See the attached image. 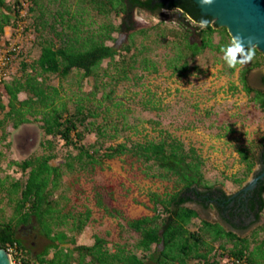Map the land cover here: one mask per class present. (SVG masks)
I'll use <instances>...</instances> for the list:
<instances>
[{"label":"trees","instance_id":"16d2710c","mask_svg":"<svg viewBox=\"0 0 264 264\" xmlns=\"http://www.w3.org/2000/svg\"><path fill=\"white\" fill-rule=\"evenodd\" d=\"M23 1L0 0V41L6 28L18 27ZM77 1L104 20L98 30L84 28L83 12L74 11L71 0H29L27 10L34 15L32 26L39 38L40 53L31 63H20L17 78L0 83V94L8 100L6 105L0 102L3 111L0 130L4 132L7 123L18 129L37 121L41 123L44 136L50 137L42 143L43 154L13 162L24 179L6 185L0 171V195H4L13 210L9 220L0 221V249L7 251L14 247L17 254L12 255V260L15 263L19 260L20 264H222L224 258L229 259L230 264H264V223L250 235L241 236L218 222L200 219L198 211L187 206L196 203L206 207L208 199L202 197L213 190L226 198L222 189L207 181L205 159L196 147L164 131L152 139L107 143L118 133L119 123L125 125L124 115L120 113V119L114 118L108 107L98 112L88 104V96H65L60 85L49 83L50 76L62 81L73 71H79L82 80L92 77L104 60L114 62L118 55L120 60L115 63L116 67L121 64L118 70L134 66L136 55L128 64L112 36L114 32L134 30V10L152 16L162 15L166 10L180 26L181 44L175 56L166 63V68L177 76L185 75L190 61L206 49L222 53L221 47L231 40L227 29L216 28L212 23L205 28L199 27L201 19L212 20L201 15L192 0H167L168 4L158 0ZM51 3L58 7L53 13L48 12ZM48 13L52 22L45 18ZM112 15L121 19L118 26L112 23ZM215 34L220 36L218 43H214ZM193 37L197 41H192ZM108 41L113 45H108ZM142 65L144 70L152 68L157 72L148 58L142 59ZM260 66H264V56L257 50L254 60L241 70L239 81L248 98L264 112V90L252 88L247 81L250 71ZM229 71L233 73L235 68ZM21 93L27 95L23 100L19 98ZM91 94L94 96L95 92ZM67 98L73 103L72 108ZM108 99L109 93L104 92L100 105ZM91 135L96 139L88 142ZM54 140L62 141L63 146L72 150L60 165L51 163L57 158ZM237 155L242 173L231 181L242 184L256 164L264 162V134L249 146L237 149ZM1 158L0 152V163ZM118 158L127 164L138 163L145 167L146 176L167 183L165 190L147 194L150 214L126 218L127 228L138 235L134 249L125 242L98 235L94 236L92 245H78L75 236H69L64 227L70 233H81L91 220L92 211L88 208L77 212L72 208L64 210L55 193L64 175L70 173L75 175L70 187L80 194L81 175H94L103 170L107 162ZM258 184L253 195L257 205H249L256 213L257 222L264 212V181ZM94 193L95 205L110 214L100 190L95 188ZM196 219H200V223L192 228ZM22 228L46 241L38 253L34 254L32 246L27 247L19 237Z\"/></svg>","mask_w":264,"mask_h":264},{"label":"rangeland","instance_id":"374dc122","mask_svg":"<svg viewBox=\"0 0 264 264\" xmlns=\"http://www.w3.org/2000/svg\"><path fill=\"white\" fill-rule=\"evenodd\" d=\"M6 2L11 3L12 0ZM71 3L74 11L83 12L84 28L98 30L104 20L97 17L81 1L71 0ZM56 8L58 7L55 4H48V12L53 13ZM134 11L139 18L133 19L134 30L112 33L117 40L116 47L120 55L126 57L128 64L136 55L137 63L134 66L118 70L117 68L121 67V64L118 67L115 65L120 60L118 55L114 62L110 59L104 60L92 77L82 80L81 73L73 71L62 81L54 75L50 76L49 83L60 85L65 96H88V104L97 108L98 112L108 107L114 118L120 119V113L124 115L125 125L119 123L118 133L107 143L152 139L158 137L160 131L169 132L186 145H192L199 150L205 159L204 174L210 184L228 195L239 192L253 176L250 175L242 184L231 181L232 177H241L243 168L237 149L249 146L264 134V112L248 98L239 81L241 70L250 63L244 67L237 66L235 71L230 73V68L223 60V53L206 49L194 61H190L189 70L185 75H173L166 68V63L175 56L181 44L180 26L172 20L167 11L158 16ZM50 13L45 18L52 22ZM24 15L18 18L17 28L5 29L0 41V51L4 48L3 45L9 42L20 46L21 53L13 61L11 80L20 75L22 61L31 63L40 53L39 38L32 26L34 15L29 14L27 8ZM110 19L115 26L121 22L115 15ZM19 26L22 27L21 31H17ZM219 40L220 36L215 34L214 43ZM192 41H197L196 37H193ZM107 44L113 45V42L108 41ZM143 58L153 62L157 72L152 68L144 70ZM261 73H264V66L249 73L250 86L259 87ZM92 92H95L94 96ZM104 92L109 93L110 99L104 100L100 105L99 100ZM26 97L25 93L19 94L21 100ZM67 99L72 108L73 103L70 98ZM0 102L6 105L7 97L0 94ZM2 118L3 111L0 109V120ZM40 124L31 121L14 129L11 123H7L4 132L0 130V171L6 185L24 179L13 162L45 152L42 143L50 137L44 136ZM95 139V135H91L88 142ZM54 141L57 158L51 163L60 165L66 161L67 154L72 150L63 146L62 141ZM144 168L138 163L127 164L120 158L109 161L104 169L96 174L80 176V194L75 193L69 184L75 175H64L62 185L55 193L60 206H63L64 210L72 208L76 212L86 208L92 211L91 220L81 233H70L64 227L69 236H75L76 244L92 245L94 236L98 235L125 242L130 249H134L138 235L127 228L126 218L150 214L147 194L151 191L162 192L167 185L164 181L146 176L143 173ZM95 188L102 193L103 201L112 214L95 205ZM0 200V221H7L12 216V206L2 194ZM187 206L196 209L200 219L226 225L212 208L203 210L193 203H188ZM200 219L194 220L192 228L199 225ZM263 223L264 212L258 222L245 233L239 234L248 236ZM226 227L229 229V226ZM18 235L27 247L32 246L34 254L38 253L46 242L35 232L24 228L19 230ZM222 264H230V260L224 258Z\"/></svg>","mask_w":264,"mask_h":264},{"label":"water","instance_id":"95a60500","mask_svg":"<svg viewBox=\"0 0 264 264\" xmlns=\"http://www.w3.org/2000/svg\"><path fill=\"white\" fill-rule=\"evenodd\" d=\"M192 1L201 15L214 21L212 24L216 28H226L231 37L239 33L245 37V43L247 38L252 37L258 45L257 50L264 56V0H214L213 4L207 6H202L200 0ZM263 178L264 172L253 178L242 190L246 192L253 189ZM0 264H12L9 253L4 249H0Z\"/></svg>","mask_w":264,"mask_h":264},{"label":"flooded vegetation","instance_id":"af4514ba","mask_svg":"<svg viewBox=\"0 0 264 264\" xmlns=\"http://www.w3.org/2000/svg\"><path fill=\"white\" fill-rule=\"evenodd\" d=\"M157 2H164L168 4L167 0H158ZM261 67L262 66L253 68L250 71V73L253 70L259 69ZM263 77H264V73H261L259 75V87L258 88H254L252 86L251 87L254 89L264 90ZM247 81L249 84V74H248ZM262 172H264V162L260 161L254 167L251 175L253 176V178H256L260 174H262ZM260 181H264V178L259 180L253 189L246 191V192L243 190H240L237 193L228 195L225 191L222 190L224 194L226 195L225 199L222 197L221 192H217L216 190H213V192L207 193L203 195L202 197V198L208 199V201H206L205 203L206 207L202 206L201 204H196V203H193V204L201 207L203 210H208L210 208L214 209L215 213L223 220L224 224L229 226V230H233L239 234V232L249 229L253 224L257 222L255 221L256 213L250 208L249 205L250 203L251 205H257L256 199L254 198L253 195H254V192L258 189V186H259L258 183ZM202 198H199L198 200H201ZM218 223L223 225L221 222H218ZM226 225H223V226L226 229H228Z\"/></svg>","mask_w":264,"mask_h":264},{"label":"clouds","instance_id":"9594fccd","mask_svg":"<svg viewBox=\"0 0 264 264\" xmlns=\"http://www.w3.org/2000/svg\"><path fill=\"white\" fill-rule=\"evenodd\" d=\"M200 3L202 6H207L213 4L214 0H200ZM133 19H139L135 11L133 12ZM213 22L208 19H201L198 21V25L201 28H205ZM257 47L258 45L253 42L252 37L247 38V43H245V37L237 33L232 35L230 43L221 47L220 51L223 53V60L227 66L234 69L237 66L244 67L251 63L255 58Z\"/></svg>","mask_w":264,"mask_h":264},{"label":"built area","instance_id":"2783aa9c","mask_svg":"<svg viewBox=\"0 0 264 264\" xmlns=\"http://www.w3.org/2000/svg\"><path fill=\"white\" fill-rule=\"evenodd\" d=\"M29 0H24L22 2L23 8L20 10V17L25 16L24 10L27 8ZM22 27L19 26L17 31H21ZM3 49L0 51V83L11 80V73L13 70V61L20 55V46L17 43L9 42L8 44L3 45ZM7 252L9 253L11 260L12 255H16L17 252L14 247H10ZM12 264H20L19 260L15 263L12 260Z\"/></svg>","mask_w":264,"mask_h":264}]
</instances>
